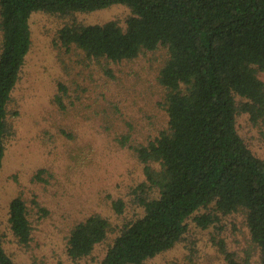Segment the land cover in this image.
Listing matches in <instances>:
<instances>
[{"label": "trees", "instance_id": "16d2710c", "mask_svg": "<svg viewBox=\"0 0 264 264\" xmlns=\"http://www.w3.org/2000/svg\"><path fill=\"white\" fill-rule=\"evenodd\" d=\"M117 3L130 9L125 28L115 20L71 22L58 30V40L111 61L164 46L168 57L158 81L165 88L167 126L133 146L144 172L137 190L147 192L138 196L142 213L118 227L97 264H144L183 237L191 216L205 228L239 210L264 264V159L237 129L240 113L253 123L264 119V0H0V168L7 105L30 48L32 13L67 15ZM111 203L117 214L124 210L121 198ZM8 223L16 241L27 244L31 225L20 195L8 204ZM111 230L107 217L88 215L71 228L67 255L73 261L88 256ZM225 256L228 264H243L231 252ZM0 264H16L1 232Z\"/></svg>", "mask_w": 264, "mask_h": 264}, {"label": "rangeland", "instance_id": "374dc122", "mask_svg": "<svg viewBox=\"0 0 264 264\" xmlns=\"http://www.w3.org/2000/svg\"><path fill=\"white\" fill-rule=\"evenodd\" d=\"M129 14L126 5L117 3L67 15L35 11L30 17L31 44L7 105L0 168V232L16 264H97L118 227L142 213L138 196L147 192L137 190L144 172L133 146L167 126L165 88L158 81L167 49L159 46L133 59L111 61L89 58L58 40V30L67 23L115 20L125 28ZM259 76L264 81V71ZM237 129L264 159V119L253 123L240 113ZM40 168L44 171L36 177ZM16 195L27 206V244L18 243L9 229L8 204ZM117 198L125 203L118 214L111 205ZM93 213L107 217L112 230L91 254L73 261L66 253L68 234ZM226 251L243 264H260L242 210L219 215L205 228L191 216L183 237L144 264H228Z\"/></svg>", "mask_w": 264, "mask_h": 264}]
</instances>
